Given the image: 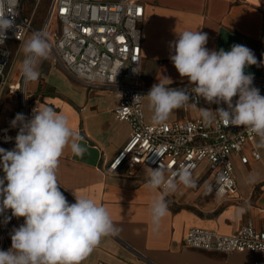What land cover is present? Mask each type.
Masks as SVG:
<instances>
[{"label":"crops","instance_id":"0c3cea01","mask_svg":"<svg viewBox=\"0 0 264 264\" xmlns=\"http://www.w3.org/2000/svg\"><path fill=\"white\" fill-rule=\"evenodd\" d=\"M139 1L144 6L141 77L148 87L159 82L173 87L188 80L179 75L170 60V55L174 54L170 45L185 30L207 33L205 47L209 50L230 51L234 44L248 47L257 64L247 66L245 73L253 77L264 76V0ZM15 55L13 52L11 65L2 79L6 81L0 82V123L18 113V96L9 95L7 89V83L18 82L24 60L12 72ZM52 58L49 53L39 64L40 76L30 82V92L27 90L29 82L26 83V92L27 96L37 99L36 107L51 106L67 115L69 126L82 137L79 143L85 149L83 155L66 148L60 157L57 171L60 190L70 204L75 203L74 192L104 205L118 229L116 235L103 237L82 264H252L260 257L259 253L247 250L223 254L183 244L186 232L192 227L228 235L245 224L264 230V149L256 147V137L242 149V154L248 157L246 163L241 162L239 154L231 156L237 185L233 197L219 198L214 194L213 177L204 163L192 172L195 180L202 176L204 179L190 188L178 182L175 193L148 188L150 169L155 168L141 165L127 170L121 167L115 173H107L108 162L131 132L129 124L117 120L113 114L118 102L117 93L106 86H86ZM217 105L205 100L197 107L188 104L173 110L167 121L203 118L200 108L215 111ZM142 107L145 121L153 123L146 98H143ZM8 137L7 133L0 132V141H9ZM252 150L258 152V159L252 158ZM161 195L167 202L168 213L157 229L151 222L150 205ZM23 223V217L10 216L5 251L11 248L13 229Z\"/></svg>","mask_w":264,"mask_h":264},{"label":"clouds","instance_id":"9594fccd","mask_svg":"<svg viewBox=\"0 0 264 264\" xmlns=\"http://www.w3.org/2000/svg\"><path fill=\"white\" fill-rule=\"evenodd\" d=\"M13 25V16L0 14V45ZM207 42V33L185 30L170 45L174 50L170 60L179 75L195 85L191 92L196 97L210 104L227 105L215 111L200 108L206 122L215 113L225 127L243 126L257 138L256 147L264 149V96L252 86L253 75L245 73L247 66L257 64L253 51L240 44H234L230 51L209 50ZM20 48L25 57L21 64L24 81L34 82L40 76L39 64L49 54L47 33L33 32ZM234 97H238L235 103ZM142 98L147 99L151 120L156 124L166 122L173 110L193 104L188 92L162 82L154 84L146 95H137L134 102ZM11 125L19 126V131L12 150L0 148V168L4 173L0 178V214L10 209L12 216L23 217L24 223L13 229L11 248L0 250V264H82L103 237L118 233L104 205L74 192L75 203L70 204L60 190V157L66 148L83 155L85 149L79 143L82 137L69 126L68 116L51 106L37 105L30 120L17 113ZM178 182L186 188L196 186L189 168L169 177L161 166L150 169L147 186L175 193ZM167 213L164 195L154 198L150 214L155 228ZM7 219L10 218L5 222Z\"/></svg>","mask_w":264,"mask_h":264},{"label":"built area","instance_id":"2783aa9c","mask_svg":"<svg viewBox=\"0 0 264 264\" xmlns=\"http://www.w3.org/2000/svg\"><path fill=\"white\" fill-rule=\"evenodd\" d=\"M0 14L13 16L14 25L6 32L5 42L0 45V82L4 83L6 70L11 65L12 42H22L29 32L47 33L49 53L53 62L60 63L76 80L86 86L113 88L118 102L113 109L115 118L129 124L131 132L123 146L108 162L105 172L115 173L121 167L130 170L136 166L165 169L166 176H172L182 168L195 171L201 163L210 170L214 194L223 198L235 196L237 185L233 154H239L246 163L248 157L242 154L243 147L253 138L243 126L225 127L218 116L205 121L201 117L166 121L162 124L145 121L142 99L134 102L137 95H146L151 88L141 77V22L144 6L139 0H117L98 2L92 0H49L44 20L35 28L32 19L23 13V0H0ZM56 17L55 29H50ZM135 69V71H134ZM7 83L8 94L21 99L22 113L31 119L37 99H30L22 72L18 82ZM264 96V76L254 77L253 85ZM195 85L189 80L170 87L185 90L190 104L197 107L204 100L196 97L191 89ZM238 97L233 98L235 103ZM227 108L222 102L217 108ZM9 118L0 129L11 139L0 141V148L12 150L19 126L12 127ZM254 159L258 152L251 151ZM4 176L0 168V178ZM223 176V181L219 178ZM12 214H10L11 216ZM9 216V218H10ZM7 225L0 228V250L7 245ZM185 247L210 252L230 254L251 251L260 254L252 264H264V230H256L245 224L234 234H221L206 228L192 227L183 239Z\"/></svg>","mask_w":264,"mask_h":264},{"label":"rangeland","instance_id":"374dc122","mask_svg":"<svg viewBox=\"0 0 264 264\" xmlns=\"http://www.w3.org/2000/svg\"><path fill=\"white\" fill-rule=\"evenodd\" d=\"M49 3V0H23V13L28 16L29 18L32 19V23L33 26L35 28H39L44 20L45 14H46V9H47V5ZM57 25V19L56 17L54 18L52 24H51V28L50 29H55ZM33 32H29L27 34V36L25 37V39L22 42L16 43V42H12L11 43V49L13 52H16V57L13 60L12 63V72L15 71L17 65L19 62H21L24 59V53L22 51V49L20 48V45L26 41L32 34ZM10 77V76H9ZM11 78V77H10ZM27 90L28 92H30V82L27 83ZM3 94H5V89L3 90ZM34 98L33 96L30 97V99ZM21 99L20 97H18V108H17V112L21 113ZM2 111V105L0 103V113ZM10 118V117H9ZM9 118H6L9 119ZM6 120H2V122L0 123V129L2 127L5 126V121ZM3 124V125H2ZM204 179V176L200 177L198 180H195L196 185L202 180ZM10 214L8 213H2L0 214V228H5L6 225L8 224ZM6 248H3V250L5 251Z\"/></svg>","mask_w":264,"mask_h":264},{"label":"bare ground","instance_id":"6f19581e","mask_svg":"<svg viewBox=\"0 0 264 264\" xmlns=\"http://www.w3.org/2000/svg\"><path fill=\"white\" fill-rule=\"evenodd\" d=\"M3 213L12 214L10 209H6Z\"/></svg>","mask_w":264,"mask_h":264}]
</instances>
